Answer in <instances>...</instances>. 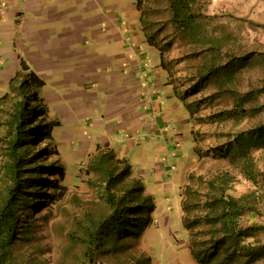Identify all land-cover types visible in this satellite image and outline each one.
<instances>
[{
	"label": "rangeland",
	"instance_id": "1",
	"mask_svg": "<svg viewBox=\"0 0 264 264\" xmlns=\"http://www.w3.org/2000/svg\"><path fill=\"white\" fill-rule=\"evenodd\" d=\"M141 3L142 29L161 51L182 106V152L172 167L174 177H157L150 167L131 164L136 173L144 170L142 182L156 205L153 222L144 237H129L116 251L89 246L90 235L96 236L110 214L106 180L124 165L101 149L78 171L65 166L61 182L56 171L61 164L48 142L35 137L21 153L23 159L39 161L18 172L19 177L30 174L40 180L37 190L27 184L17 196L10 249L18 264H197L189 249L191 235L208 241L225 234L227 223L215 216L222 215L223 205L208 204L222 189L225 200L241 202L249 195L254 200L253 209L246 208L242 216L240 209L234 219L242 228H252L242 243L260 248L258 256L242 254V260L231 264H264V147L246 156L236 151L239 134L254 133L264 124V0H201L199 34L204 41L198 43L180 37L167 0ZM7 92L9 99L0 102V207L16 187L4 142L15 93L10 88ZM5 93L0 89V97ZM132 181L127 178L111 192L122 193ZM58 187H63L59 196ZM206 215L218 222L204 225ZM186 216L192 229L184 226ZM238 251L241 254V244ZM222 259L218 254L212 264Z\"/></svg>",
	"mask_w": 264,
	"mask_h": 264
},
{
	"label": "crops",
	"instance_id": "2",
	"mask_svg": "<svg viewBox=\"0 0 264 264\" xmlns=\"http://www.w3.org/2000/svg\"><path fill=\"white\" fill-rule=\"evenodd\" d=\"M136 4L0 0V89L7 91L22 64L44 82L39 94L47 120L58 123L51 130L64 167L78 171L106 149L174 177L182 106ZM132 165L131 178L143 181L144 170Z\"/></svg>",
	"mask_w": 264,
	"mask_h": 264
},
{
	"label": "trees",
	"instance_id": "3",
	"mask_svg": "<svg viewBox=\"0 0 264 264\" xmlns=\"http://www.w3.org/2000/svg\"><path fill=\"white\" fill-rule=\"evenodd\" d=\"M167 2L171 14V22L179 32L180 37L188 39L191 43L203 42L204 39L199 34L201 27L199 21L202 18L203 7L201 0H167ZM136 6L142 16L143 5L141 0H137ZM147 41L149 45L157 48L149 39ZM161 65L164 66L162 54ZM43 85L44 82L35 73L29 71L25 64L21 65V70L18 71L9 82L8 91L10 88L11 93H15V96L7 121L8 128L6 136L4 137V142L10 154L9 168L16 187H14L6 201L0 207V264H18L10 249L18 220L15 209L17 208V196L20 192L26 190L27 184L31 185L32 183L33 185H31L32 187H30V189H36L37 187L35 184L40 181L35 178H30V176H32L30 174H28L27 178H25V176H18V172L25 171L26 169L24 170V168L30 166L31 163L39 161V157L23 159L21 151H28L27 148L34 138L36 137L39 139L42 137L45 142H48L52 150V156H55L57 162L61 164L60 167H56L58 179L61 182L65 179V169L61 163L59 151L53 144L51 130V127L58 123L49 122L47 120L48 110L39 94V90ZM9 94L10 92H7L2 95L0 97V102L9 99ZM236 142L238 143L236 151L240 155L246 156L251 149L263 148L264 124L254 133L250 132L248 135L239 134ZM221 151L223 153H229L228 149H223ZM95 154L93 156H95ZM111 155L112 158H115L114 154L111 153ZM26 157H28V155ZM100 158H107L106 160L108 161L111 160L106 156ZM116 162L118 164L122 163L124 168L116 177H108L106 180L108 189L107 203L110 208V214L107 219L100 224L96 236L95 234L90 235L88 244L94 249L97 247L104 248L109 246L112 251H116L118 248L122 247H118V245L127 238H138L142 236L153 222V214L155 213L156 205L153 197L146 193L145 186L141 180H133L132 184L120 194L111 192L115 189L117 184L131 177V165L124 159L117 158ZM49 168H51V166ZM212 187H214V185ZM62 190L63 187L57 188V196H59V194L61 195ZM224 197V190L222 189L221 195L213 196L208 201V204L211 206H214V204L223 205L222 215L219 217L218 213L215 214L219 220L223 219V221L227 223L224 228L225 234L223 237L220 239L199 241L196 237L192 239L191 235L189 249L197 264H212L218 254L223 257L219 264H231L236 260H242L244 257L242 254H246L248 257H251V259L260 254L259 247H253L252 244L247 247L242 243V239L249 236V230L252 228H242L234 219L236 218L237 220L238 216H240V209L241 216L246 208L250 210L253 209L254 200L250 195L241 197V202L229 197L225 200ZM239 204H241V207ZM29 206L28 202H26V204L24 203L25 208ZM185 210L188 212L186 206ZM234 211H236L235 214H233ZM212 213H215L213 209ZM202 220L204 221V225L210 222V224L218 222L217 220L210 221L209 215L204 216ZM187 222L186 216L184 219V226L187 229H192L193 225ZM214 230L216 231V229ZM240 244L241 254H238V247Z\"/></svg>",
	"mask_w": 264,
	"mask_h": 264
}]
</instances>
